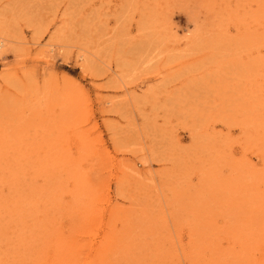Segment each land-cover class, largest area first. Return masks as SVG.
<instances>
[{"label": "rangeland", "instance_id": "rangeland-1", "mask_svg": "<svg viewBox=\"0 0 264 264\" xmlns=\"http://www.w3.org/2000/svg\"><path fill=\"white\" fill-rule=\"evenodd\" d=\"M0 264H264V0H0Z\"/></svg>", "mask_w": 264, "mask_h": 264}, {"label": "bare ground", "instance_id": "bare-ground-1", "mask_svg": "<svg viewBox=\"0 0 264 264\" xmlns=\"http://www.w3.org/2000/svg\"><path fill=\"white\" fill-rule=\"evenodd\" d=\"M3 45H4V41L0 39V49L3 47Z\"/></svg>", "mask_w": 264, "mask_h": 264}]
</instances>
